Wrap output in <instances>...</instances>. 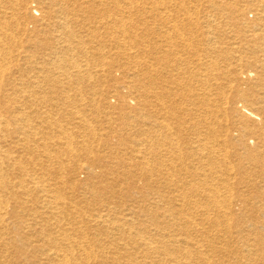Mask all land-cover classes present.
<instances>
[{
	"label": "bare ground",
	"instance_id": "bare-ground-1",
	"mask_svg": "<svg viewBox=\"0 0 264 264\" xmlns=\"http://www.w3.org/2000/svg\"><path fill=\"white\" fill-rule=\"evenodd\" d=\"M30 1L0 0V264L114 263L123 254L100 237L106 232L126 247L141 236L143 262L130 257V264H264V234L255 232L252 243L234 221L252 193L264 215V0L245 2L260 16L243 20L240 38L230 30L221 35L225 23L206 19L181 20L137 40L123 17L141 1L151 14L148 0H34L47 5L43 32L27 12ZM211 7L229 15L234 9ZM22 9L24 17L15 18ZM103 34L135 59L119 78L113 73L122 67L96 46ZM108 77L114 82L99 92ZM97 95L102 104L95 107ZM73 120L78 125L70 126ZM73 168L96 180L79 183ZM139 176L144 189L134 181ZM125 184L120 195L115 187ZM74 189L90 196L77 198Z\"/></svg>",
	"mask_w": 264,
	"mask_h": 264
},
{
	"label": "rangeland",
	"instance_id": "rangeland-1",
	"mask_svg": "<svg viewBox=\"0 0 264 264\" xmlns=\"http://www.w3.org/2000/svg\"><path fill=\"white\" fill-rule=\"evenodd\" d=\"M162 1L161 0H155V1L153 0V2H152V0H148V3L146 5L147 11L152 10L151 14H149V15L144 14L145 13V11L143 10L144 9L143 8L144 1H141L138 7L133 8L134 10L132 9L133 14H131L130 12H129L130 14L129 13H126L125 14V16L123 18L125 19V22H126L127 27L129 25L131 26V27H128L129 32L132 33V34L133 33L136 34V35L133 34L134 36L132 38L134 40H135V36H137V35H138L137 37H139V38L136 37V40L137 39H141V38H145L151 32L157 33V32H159L158 30L163 31V29H161V28H165V30H166L167 28L172 27L174 24L181 23L182 21H191L192 20L193 22H195V21L198 20V21L204 22V21H206V19H208L209 22L210 23H213L214 25L216 23L217 24H223V22L225 23V27L224 28L221 27L218 30L221 35H222V33L224 31L230 30L229 31V34L232 35L233 38H240V37H243L244 36V33H245V31H244L245 28L243 27V24H242L243 23V20L244 21L246 19H248V20H256L260 16V15H258L259 14V11H257L254 6H250V8L249 7H246L245 8V5H246L247 1H252V0H189V1L188 0H181V1L179 0L180 2L178 0H172V1L171 0H162ZM170 1H171V3H170ZM36 2L37 1L31 0L28 3V7L29 8H28V11L27 12H29V11L32 10L33 15L37 19L41 20V17L44 14L43 13V8L45 10L47 5H44L43 6V5H40V3H38V2L36 3ZM164 2H166V4H164ZM252 2H254V1H252ZM156 3H158V4H156ZM182 3H183L184 6L186 5L185 7H187V8H185L182 5ZM213 3H219L220 5H225L226 7L229 6V7H232L234 9L232 10L231 15H229V12H226V11L221 14L216 9L214 10L211 7V5H213ZM30 4H32V5H30ZM123 4H122V8H124L123 7ZM174 7H176L178 11L176 10V8L174 9ZM130 8H132V7H130ZM26 10L25 9L20 10L17 13V15H16L15 18L24 17ZM125 10H129V9L127 8ZM118 11H119V9H116L114 12H118ZM162 11H165V12H162ZM185 11H188L187 13L191 12L189 14L190 15L192 14L191 16L193 18L190 17L189 14L185 13ZM161 12L163 13V15H161L162 14ZM182 12H183L184 15L182 14ZM112 13H113V11H112ZM131 15H132V17H131V20H130V16ZM173 15H174V17H173ZM167 16H168L167 21H164L163 18L164 17H167ZM156 17H157V19H156ZM234 17H236L239 20H241V23H234V26H232L231 23L228 20H230V19L232 20ZM79 18H80L79 21L82 23V25L83 26H86L85 25L86 23L83 22V17L80 16ZM41 22H42V20L38 23L39 24L38 25V28L40 29L41 32H43L44 29H47V27L44 28V24L41 25ZM141 22H142V24H141ZM132 23L133 24L135 23V24L133 25ZM157 23H158V25H157ZM167 23H170V24H167ZM170 25H172V26H170ZM204 25H206V23H204ZM142 26L144 27V29L147 26L146 27V31L145 30L144 31L141 30L143 28ZM151 27H152V29H151ZM157 27H158V29H157ZM27 28H29L28 31L31 32V31H33L35 29V25L30 24ZM147 28H149V30L151 29L150 32H149V30H147ZM119 29L120 28L118 27V31L119 32H116V35L115 36H118L119 35L118 37L121 38V41H124V39H126V37H125L124 33L120 32V30H122V28L120 30ZM136 29H139L138 30V33L136 32ZM14 30H15L14 32L16 33L17 28H15ZM22 31H23L22 32L23 35H21V37L22 36L24 37V35H26L27 33L24 31V29ZM48 31H50L51 33H55V28H52V29H50ZM99 31H101L103 33L104 32V28L103 27L102 28H99L98 29V32ZM139 31H142V32L139 33ZM17 32L19 33L21 31L19 30ZM81 33L84 34L86 32L83 29L81 31ZM130 33L129 34H126V35L127 36L128 35H131ZM41 36H43V35H41ZM111 36H112V34H111ZM111 36L108 35V34H103V36H100L99 38L95 39L96 42L98 41V44H96V43L95 44H96L97 48H102L103 49V52H110L112 54V56L114 57L113 59L115 60V62L118 63L119 66L122 67V68H120L118 70L115 69L114 70V73H113V77H118L119 78V77L122 76L121 70L124 68V66H126V65L127 66H132L134 64V60L135 59L134 60H128V59H126L125 52L123 50H121L120 48H115L114 47L112 40H110L111 39ZM84 40L86 42H89V40H87L85 37H84V39L82 41L84 42ZM75 43H77V42H75ZM135 50L136 49L130 50V52L132 53V55H135V53H136ZM33 51H34V49H33ZM31 52H32V48H31ZM139 53L141 54L142 52H139ZM35 58H37V56ZM251 58L253 59L252 55H251ZM153 63L154 64H157V63H160V62H159V60L157 58H155V59H153ZM111 81H113V78H111V77H108V78L103 79L102 82L100 83V86H97V88H99L98 91L101 92V89L102 88H106V87L111 86ZM220 82L221 83H224L222 85V87L224 89L227 88V91L229 92V89L227 87L228 86V84H227L228 82H226V81H220ZM210 83H212L214 85L215 90H216V88L218 86L214 83V81H212ZM218 85L220 86L219 83H218ZM258 89H259V92H260V88H258ZM215 90H214V92H216ZM110 99H111V103L112 104H115L116 103L115 98H113V99L110 98ZM101 104H102L101 96L100 95H97L95 107L97 105H101ZM72 107H73V105H72ZM95 107L93 105L92 107H89V109H91V108L92 109H95ZM88 115H89V117L92 120L96 116V113H90L89 112ZM89 117H88V119H89ZM68 120H69V118H68ZM65 122L66 123L67 122H71L72 123V121H65ZM77 122H78V120H73V124H70V126H73L74 127L75 125H78ZM74 123H75V125H74ZM92 125H93L92 127H94L95 129H97L98 132H99V129L104 128V127H102L103 125L101 123H92ZM38 136H36V137H38ZM114 142L115 141H113V144H114ZM111 144L112 143L110 142L109 145H111ZM90 146H91V144H90ZM99 148H100V151L102 152L106 148V146H102V147L100 146ZM78 162L80 163V165H82L84 167H86V163H89L88 160H86V159H81ZM133 167L134 166L130 165V170L132 171V173L135 172V168H133ZM104 169L106 170V172H116L117 171V170L109 169L108 167L107 168H104ZM124 170H126V171H124ZM127 170H128V168L127 169H125V168L118 169L119 172H123V173H130L131 172V171H127ZM71 171L72 172H70V173H72L73 176H70V177H72L74 180L76 179L79 183H89L91 181H95L96 180L95 177L89 178V176L86 173L80 172V171H78V169L73 168V170L71 169ZM96 171L98 173H100V172H102V169L96 167ZM134 181H136L137 184H138V187L139 188H142V189H144V187L147 184V181L145 180V178L144 177H140V176L137 177V180H134ZM149 182H151V181L149 180ZM234 182H235V186H237L239 184V182H236V181H234ZM242 187H247V185L244 183V184H242ZM127 188H128V186L126 184L125 185H118V186L115 187L116 191H118L120 193V195H124V192L125 193L127 192ZM120 190H122V191L120 192ZM170 193L171 192H169V193H166L165 192L164 195H173L172 197H174V198H175V195H178V193H171V194ZM70 194H74L73 196H75L77 198H80L81 196H83V197H85V196H88L89 197L90 196V194L87 193V191H85L83 189L70 190ZM247 196L249 198V202L246 204V208L243 209V214H239V215H237V217L234 216V218H237V219H234V221H236L239 224H241L240 226H244L245 232H244V230L242 232V234H244V236L245 235H248L251 238V242L252 243H257V236L256 235L258 233L260 235L261 234H264V228L260 227V225H261L260 221L264 220V215L261 214V213H259L258 210H256V207L258 205L257 203L259 202L258 200H256L257 195H253V193H252L250 195H246V197ZM179 203H180V201H179ZM113 205H115V204H113ZM116 205L118 206V205H120V203L117 202ZM240 207H241L240 205L235 207V209L238 210L237 212H240L239 211ZM103 208H107V206H103ZM245 209H246V212H245ZM120 215L121 214H119L118 216H120ZM145 218H139L137 220V222L140 223V229H143L142 231H144V229H146V224H144L145 223V220H146ZM135 228H138V227H135ZM135 228L130 229L128 231L131 232ZM103 231H105V230H103ZM255 232L257 234H255ZM133 235H134V233H133ZM113 236L114 235H112V233L106 232L105 234H103V237L102 236H100V237L102 239H108V241L110 239L112 242H115V244L117 245L118 248H113L114 252L117 251L116 253H119V251H120V253H122L123 256L120 257V259L117 260L116 262L112 258L111 259L108 258L109 261L113 260L114 263L108 262L107 264H130V257L133 258V259L136 258V259H138V261H142L143 260V257L145 255L141 251L143 249L139 248V246L142 243L141 236L134 237V242L135 243H132V244H130L127 247L123 245L124 241H121L120 240V238H119L120 235L119 234H116L114 237ZM155 238H157V236ZM233 242H234L233 247L235 246L234 248L239 249V244H240L239 237H235L234 240H233ZM113 250H110V251H113ZM106 252H107V250H106ZM109 255L111 256L112 254H109ZM6 260H10V259L9 258H6ZM148 262H150V260H148ZM254 264H257V263L254 262Z\"/></svg>",
	"mask_w": 264,
	"mask_h": 264
}]
</instances>
